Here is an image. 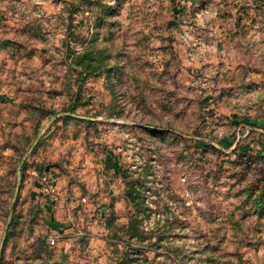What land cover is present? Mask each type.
I'll return each instance as SVG.
<instances>
[{
	"label": "rangeland",
	"instance_id": "1",
	"mask_svg": "<svg viewBox=\"0 0 264 264\" xmlns=\"http://www.w3.org/2000/svg\"><path fill=\"white\" fill-rule=\"evenodd\" d=\"M0 264H264V0H0Z\"/></svg>",
	"mask_w": 264,
	"mask_h": 264
},
{
	"label": "built area",
	"instance_id": "2",
	"mask_svg": "<svg viewBox=\"0 0 264 264\" xmlns=\"http://www.w3.org/2000/svg\"><path fill=\"white\" fill-rule=\"evenodd\" d=\"M37 178L40 184L41 193L52 199L54 202L58 201L61 193L58 187L56 186V184L51 180V178L46 174L37 176ZM48 244L54 245L55 239L54 238L49 239Z\"/></svg>",
	"mask_w": 264,
	"mask_h": 264
},
{
	"label": "trees",
	"instance_id": "3",
	"mask_svg": "<svg viewBox=\"0 0 264 264\" xmlns=\"http://www.w3.org/2000/svg\"><path fill=\"white\" fill-rule=\"evenodd\" d=\"M134 193H136L135 185H134L132 182H130V183H128L127 195H128V196H131V195H133Z\"/></svg>",
	"mask_w": 264,
	"mask_h": 264
}]
</instances>
